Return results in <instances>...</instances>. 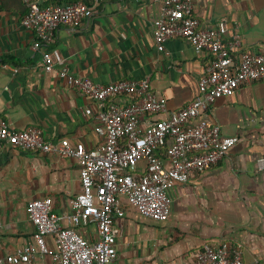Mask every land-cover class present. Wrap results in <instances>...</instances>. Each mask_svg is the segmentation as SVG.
Segmentation results:
<instances>
[{"label": "crops", "instance_id": "crops-1", "mask_svg": "<svg viewBox=\"0 0 264 264\" xmlns=\"http://www.w3.org/2000/svg\"><path fill=\"white\" fill-rule=\"evenodd\" d=\"M36 1L50 5L66 0ZM79 1L95 3L98 12L76 28L59 30L48 47L56 69L48 73L44 51L33 49L35 35L21 25L29 7L22 0H0V114L14 128L34 126L49 141L69 139L88 149L103 143L96 132L102 107L69 87L58 75L62 67L101 84L149 78L151 89L167 99L169 112L194 100L211 57L198 55L181 38L169 40L165 52L158 50L154 25L164 0ZM193 3L202 28L227 19V39L239 34L242 40L237 55L264 54V0ZM116 100L121 105L129 102L127 97ZM87 109L93 115L87 116ZM211 117L224 136L238 137L240 142L211 170L169 190L171 213L165 222L144 218L123 198L125 217L115 223L117 264H191L205 245L226 241L242 248L245 264H264V162L262 167L259 164L264 160V82L243 86L233 97L218 100ZM156 118L143 116L141 127ZM146 165L139 163V174ZM82 190L75 159L1 145L0 264H9L5 259L33 240L30 202L50 197L57 213L69 215ZM77 229L87 240L97 239L94 224ZM48 242L54 247L51 237ZM28 264L56 263L34 255Z\"/></svg>", "mask_w": 264, "mask_h": 264}, {"label": "built area", "instance_id": "built-area-1", "mask_svg": "<svg viewBox=\"0 0 264 264\" xmlns=\"http://www.w3.org/2000/svg\"><path fill=\"white\" fill-rule=\"evenodd\" d=\"M22 1L29 11L21 25L35 35L33 49L44 51L43 66L51 73L56 63L48 47L54 44L59 30L80 26L97 14V7L79 0L50 5ZM228 31L227 19L202 28L193 0H164L154 25L158 50L165 52L169 40L181 38L198 55L209 53L211 57L199 79L196 97L180 111H168L167 99L151 89L149 78L101 84L62 67L59 77L102 107L96 132L103 143L96 149L69 139L49 141L43 130L34 126L16 129L0 114V146L75 159L83 188L73 199L69 215L57 213L50 197L30 202L27 213L35 228L33 240L8 256L7 263L28 264L39 255L50 257L56 264H117L115 223L125 217L123 198L144 218L156 222L169 219V190L211 170L240 142L238 137L222 134L220 125L212 121V106L224 97H233L243 86L264 82V54L242 51L237 55L241 37L235 34L229 40ZM120 97L129 98L128 104H119L116 99ZM86 115H93L92 109H87ZM145 115L157 118L142 128ZM169 142L172 144L166 155H158ZM141 161L147 165L139 174ZM263 162L259 161L261 167ZM87 224L96 226V240H87L78 232L77 228ZM49 237L54 247L49 245ZM191 264H245L244 253L227 241L207 244Z\"/></svg>", "mask_w": 264, "mask_h": 264}, {"label": "trees", "instance_id": "trees-1", "mask_svg": "<svg viewBox=\"0 0 264 264\" xmlns=\"http://www.w3.org/2000/svg\"><path fill=\"white\" fill-rule=\"evenodd\" d=\"M171 144H172L171 142L167 143V146L165 148L159 150L158 155L165 156L166 155V152H167V149H168L169 146H171Z\"/></svg>", "mask_w": 264, "mask_h": 264}]
</instances>
